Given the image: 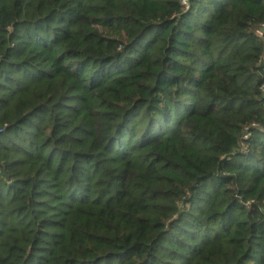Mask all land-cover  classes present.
Returning <instances> with one entry per match:
<instances>
[{
	"label": "trees",
	"instance_id": "obj_1",
	"mask_svg": "<svg viewBox=\"0 0 264 264\" xmlns=\"http://www.w3.org/2000/svg\"><path fill=\"white\" fill-rule=\"evenodd\" d=\"M263 25L264 0H0V264H264Z\"/></svg>",
	"mask_w": 264,
	"mask_h": 264
},
{
	"label": "built area",
	"instance_id": "obj_2",
	"mask_svg": "<svg viewBox=\"0 0 264 264\" xmlns=\"http://www.w3.org/2000/svg\"><path fill=\"white\" fill-rule=\"evenodd\" d=\"M183 3H185V0H183ZM263 27H264V25H263ZM255 32H256L258 35H261V34H262V29H261V28H258V29L255 30ZM247 137H248V134L245 133V134L243 135V138H247ZM241 146H242L241 150H242V151H245V149H244L245 146H244L243 143L241 144Z\"/></svg>",
	"mask_w": 264,
	"mask_h": 264
}]
</instances>
